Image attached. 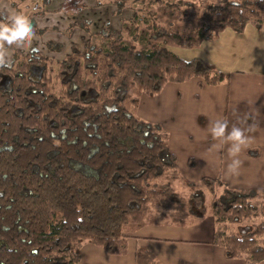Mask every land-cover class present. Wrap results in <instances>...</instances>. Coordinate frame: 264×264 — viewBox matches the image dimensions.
Instances as JSON below:
<instances>
[{
  "label": "trees",
  "instance_id": "obj_1",
  "mask_svg": "<svg viewBox=\"0 0 264 264\" xmlns=\"http://www.w3.org/2000/svg\"><path fill=\"white\" fill-rule=\"evenodd\" d=\"M199 1L109 0L117 13L130 9L116 34L108 22L90 32L84 18L65 29L87 32L82 48L60 58L28 42L12 47L10 64L0 67V264H75L83 242L123 254L127 237L146 223L202 217L203 191L175 187L180 174L167 130L135 113L142 94L167 82L227 78L170 46L195 47L226 27L241 32L264 21V0H218L202 6L192 28L172 22L189 20ZM45 45L62 49L50 39ZM199 183L210 198L212 243L228 258L264 260V203L253 202L256 190L228 187L219 176ZM258 215L249 228L230 229ZM134 264L163 263L138 245Z\"/></svg>",
  "mask_w": 264,
  "mask_h": 264
},
{
  "label": "rangeland",
  "instance_id": "obj_2",
  "mask_svg": "<svg viewBox=\"0 0 264 264\" xmlns=\"http://www.w3.org/2000/svg\"><path fill=\"white\" fill-rule=\"evenodd\" d=\"M44 1L46 2L45 4L42 3L41 0H0V18L5 14H22L26 16L30 20L34 32L32 39L28 41V43L34 44L41 52L55 58L62 57L63 54L72 47L82 48L83 42L87 37V32L85 31V33L77 26L71 28L69 31H65L69 23H76L87 18L89 19V31L95 32L97 28L109 19L110 27L116 34L118 32L120 17H127L130 15V9L128 8H124L120 13H117L115 6L106 3L109 2V0ZM97 1L102 2V4L105 2L106 4L96 7ZM212 1L218 0H200L198 3H192L186 14L188 18L190 17L189 20L181 17L179 19L173 18L172 22L176 23L178 27H184L186 29L192 28L195 25L194 17L200 14L202 6ZM198 4L202 5L199 6ZM43 8H45L44 11L42 10ZM27 11H29L28 14ZM112 12L114 15L111 14ZM167 19L168 18H166V20ZM49 39L60 42L62 44V49L58 51L49 50L45 45L46 40ZM12 47L8 49L7 57L11 54ZM193 78L197 79L198 77L194 76ZM223 82L225 83L226 80ZM172 84L174 83H168L165 88L172 86ZM218 85L219 84L204 85L206 88H210V91L205 92L206 89H204L205 91H199L198 96L201 98V101L195 103L193 100L191 106L188 105L186 101L182 100L173 101L171 99L168 101L165 95L161 98L163 101L162 105H165V108L163 110L164 113L160 116L158 115V93L154 95L142 94L135 107V113L138 116L155 123L160 121L163 125L161 126L165 130H169L170 135L168 142L170 146L168 148L176 153L177 167L180 174V178L174 182L175 187L183 194H188L193 189L196 191H203L204 201L202 206L205 211L200 218V222L201 227L204 226L205 229L208 223L212 225H215V223L210 212L209 195L205 191L202 183H199L204 176L213 178L219 176L228 187L252 188L256 190V196L253 202L257 205L264 203V140H262V138L249 139L247 145L242 148L238 156V159L241 161L238 170L234 173H229L227 169V163L231 162L228 156L229 145L222 144L221 147L220 141L214 140L209 132V125L211 123L221 121L218 118L219 110L221 111L218 106V99L217 97H210L212 92L215 91V87ZM217 88L218 87H216V89ZM167 92L170 93L171 90ZM204 96L207 97L204 98ZM244 101L246 100L243 99V102ZM174 111L182 113L177 122L171 119V115ZM200 114L202 116H200ZM220 114L222 115V111ZM181 121L186 124L184 128L179 127L182 124ZM225 122L228 123V117ZM228 126L230 130L232 126L230 124H228ZM245 130L247 131L248 129ZM175 132L178 134L190 132L196 136L202 135V137L193 136L191 140H185L181 137L179 138ZM206 138H209V140L207 141ZM256 145H260L261 148ZM260 151L262 156L258 158ZM221 153L222 158L219 156ZM186 179L197 182L198 185L195 188L189 187L185 184V181H187ZM260 219V215L252 217L234 223L230 226V229L239 232L256 224ZM205 229L203 230L206 231ZM183 233L184 232H180V235L184 237L190 236ZM174 235L178 234L175 233ZM95 262H98V260Z\"/></svg>",
  "mask_w": 264,
  "mask_h": 264
},
{
  "label": "crops",
  "instance_id": "obj_3",
  "mask_svg": "<svg viewBox=\"0 0 264 264\" xmlns=\"http://www.w3.org/2000/svg\"><path fill=\"white\" fill-rule=\"evenodd\" d=\"M41 2L46 3L44 0ZM106 3L102 4L97 1L96 7ZM42 10L44 11L45 8ZM106 22L110 24L109 19ZM169 49L182 59L199 58L225 73L226 82L217 83L218 88L215 87V91L210 96L218 99V106L222 111L221 115L219 110L218 118L225 122L228 117V124L231 126L236 124L248 129L245 130V134L249 139L262 138L264 140V21L260 28H255L250 23H247L241 32L226 27L220 30L214 38L203 40L195 47L170 46ZM193 77L180 82H167L163 85L158 92L159 116L164 113L165 105H162L161 98L165 95L168 101L182 100L191 106L193 100L195 103L201 101L198 96L199 91L204 89H206L205 92L210 91V88L204 86L207 83L201 77L197 76V79ZM168 83L174 84L165 88ZM169 90H171L170 93L167 92ZM243 99L246 101L243 102ZM181 115L182 113L174 111L171 119L177 122ZM158 123L162 125L160 121ZM181 123L179 127L184 128L186 124L182 121ZM166 130L169 140L170 132ZM177 136L185 140H191L193 136L202 137V135L196 136L190 132L177 133ZM209 138H206L207 141ZM167 144L169 147V142ZM256 146L261 148L260 145ZM170 151L176 157V153L171 149ZM261 151L258 158L262 156ZM219 156L222 158V153ZM186 180L192 182L190 179ZM213 226L208 223L206 229L204 226L201 227L200 218L180 225L170 222L146 223L138 228L137 232L134 231L127 237L126 251L123 254H110L97 245L83 242L79 248V259L75 264H134V251L138 245L152 251L163 264H178L179 262L181 264H247L243 258L226 257L223 247L212 243ZM180 232L190 236L184 237L180 235ZM175 233L178 235H174ZM96 260L98 262H95ZM256 264H264V260Z\"/></svg>",
  "mask_w": 264,
  "mask_h": 264
},
{
  "label": "clouds",
  "instance_id": "obj_4",
  "mask_svg": "<svg viewBox=\"0 0 264 264\" xmlns=\"http://www.w3.org/2000/svg\"><path fill=\"white\" fill-rule=\"evenodd\" d=\"M33 35V26L26 16L5 14L0 18V67L10 64V58L7 57V51L10 47L23 46L25 42L32 39ZM209 132L214 140L229 145L228 156L231 162L227 169L229 173L236 172L241 164L238 156L249 140L245 134V129L233 124L229 130L227 122L217 121L209 125Z\"/></svg>",
  "mask_w": 264,
  "mask_h": 264
},
{
  "label": "flooded vegetation",
  "instance_id": "obj_5",
  "mask_svg": "<svg viewBox=\"0 0 264 264\" xmlns=\"http://www.w3.org/2000/svg\"><path fill=\"white\" fill-rule=\"evenodd\" d=\"M10 56V55H9Z\"/></svg>",
  "mask_w": 264,
  "mask_h": 264
}]
</instances>
